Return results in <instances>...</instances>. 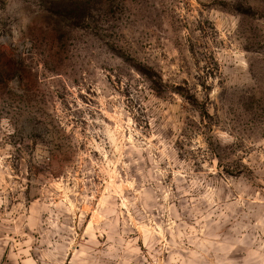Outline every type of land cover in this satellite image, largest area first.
Listing matches in <instances>:
<instances>
[{"label":"rangeland","instance_id":"obj_1","mask_svg":"<svg viewBox=\"0 0 264 264\" xmlns=\"http://www.w3.org/2000/svg\"><path fill=\"white\" fill-rule=\"evenodd\" d=\"M0 264H264V0H0Z\"/></svg>","mask_w":264,"mask_h":264}]
</instances>
